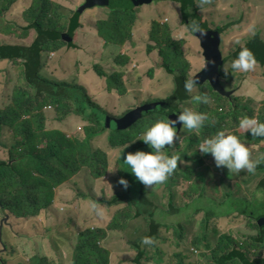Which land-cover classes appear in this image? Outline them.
<instances>
[{
	"label": "trees",
	"instance_id": "obj_1",
	"mask_svg": "<svg viewBox=\"0 0 264 264\" xmlns=\"http://www.w3.org/2000/svg\"><path fill=\"white\" fill-rule=\"evenodd\" d=\"M1 1L0 18L4 21L5 18L2 16L21 0ZM158 1L177 3L181 7L182 25L187 30H189L188 24L191 20L199 22L204 26L205 31L210 32V34L213 32L211 37L214 38L215 43L224 45L223 34L233 24L222 25L224 23L218 24L210 20L208 21L205 15L207 13H203L205 9L209 12L214 7H217L218 0H207L201 7L197 6L198 0ZM113 2L114 7L110 8V13L98 21L97 33L104 40L105 45L123 47L129 54L138 46L135 38L138 18L131 0H113ZM59 9V4L52 0H33L32 5L26 13V16H28L27 21L32 28L27 29L24 38L21 39V43L29 47H22L23 45L20 44H5L3 40H0V62L24 61L30 57L31 62L28 69L35 73L39 70V64L33 58L34 55L43 58L47 53H58L64 46L71 45L72 42H64L61 37L63 33H68L71 37L75 35V32L81 28L80 15L76 13L70 18L68 15L60 14ZM200 14L204 22H201ZM239 22L242 23V21ZM61 24H66L67 26L58 27ZM190 33L191 35L196 34ZM0 34L4 36V39H14L11 33L8 34L0 31ZM149 34V39L155 43V46H148L147 52L149 53L147 54L151 56L153 53H158L161 66L169 75L173 76L175 83L173 94L165 101L159 100L157 103L162 104V107L166 105L172 109L175 108L174 111L177 106L183 108L187 103L192 102L191 95L184 89L185 79L195 76L192 74V69L189 68L190 64L187 62L182 50V46L188 42L182 39L178 41L184 42L175 41L168 25H162L159 22L152 23ZM209 40L206 38L203 41ZM208 43L211 42L209 41ZM244 46L251 49L257 62L264 65V38L259 32L250 37ZM240 47L235 52L229 54L227 63L225 60L224 64H230L238 54ZM154 49L157 50L154 51ZM127 53L114 60L113 63L117 67L115 72L107 74L104 70L101 71L102 67L95 69L96 73H99L101 77H109L110 85L118 91L121 97L128 94L123 81V75L125 76V71L135 69L131 65L134 61L131 60ZM153 73L154 71L152 70L150 72L151 78L153 77ZM232 76L230 74L226 78L224 76V78L232 80ZM243 76L241 73H238L240 81ZM0 80L6 82L7 78L0 76ZM238 84V80L234 79L232 82L233 87H237ZM207 85L210 86V92L206 91L207 88L202 87V85H199L197 89H199V94L206 93L210 97V103H199L197 111L207 114L208 120L199 133H193L192 137L183 140L184 153L180 155L183 159L190 161H193L195 156L198 164H202L204 168L206 167V160L202 159L200 152L197 150L198 145L203 139L215 135L220 130L237 134L245 143H248L249 147L252 146L251 143L258 144L264 141V138L253 137L250 132L247 133L245 130L239 129L238 126L239 120L246 116L254 117L259 122L264 123V108L260 112L259 108L252 107L255 105L252 99L248 102L247 98L244 97L243 99L242 96L236 94L232 100L216 92L210 83ZM78 88V86L67 82L50 81L49 79L40 77L39 73H36L28 83V89H24V87H20L19 85L16 86L11 103L5 108H0V147L6 151L3 150L5 153H3V156L0 155V211L2 214H10L18 220L19 224L22 222L21 219H24L31 222L34 221L31 223V226L42 225L43 219L40 221V217L53 208L58 188L64 186L83 169L90 170L94 178L107 176L110 157L105 149H95L93 147L92 142L96 137L106 138L108 147L112 150L123 148V155L119 160L123 166L124 154L126 156L129 152L150 150L140 140H137L126 149L125 145L138 139L146 128L151 126L155 121L169 118L167 114L157 113L156 111L149 112L146 117H143L130 129L115 132L106 128V121L110 118L116 119L118 116L97 105L95 106L100 111L109 116L108 119L96 117L93 113L90 116L87 115L89 109L95 106L92 97L86 89H83V91L87 96V105H81L79 100H73L74 91L78 90ZM44 89H46L44 91L47 94L46 96L43 94ZM30 91L36 93L31 96L29 94ZM151 102L149 101L145 105L151 104ZM212 102L213 105H211ZM50 106L54 109L56 113L55 119L58 122H62L73 115L83 117L89 123V126L85 128L86 138L76 137L71 139L63 131L52 130L48 127L46 108ZM176 114L178 115L179 112ZM176 116L172 119H175ZM176 128L177 132L180 133L182 125L178 124ZM5 130L11 133V143L9 145L2 142ZM175 147L180 148V144L177 143ZM167 151L171 154L172 149H167ZM7 156L8 158L6 159L5 157ZM182 164L178 163V168L172 175L175 179H186L193 182L192 193H195V190L201 184L200 182H204L203 186L206 185L203 176L197 173L195 169L190 171L184 170ZM258 170L264 173V165L258 166L255 173H250V175L257 177L260 174ZM122 177L129 181L128 189L125 190L123 188L121 194L108 200L104 199V204L109 209L123 203H127V207H123V209L115 214L117 216L116 221H114V216L111 217L110 223L106 224L107 219L104 217L102 225L105 223V226H107L105 228L98 224L100 228L87 227L82 231L80 230L81 232L76 237L73 246L72 264H111V250L110 247L105 246V241L109 238L110 233L124 230L132 220H140L143 223L147 221V234L145 236L153 237L156 240L160 239L163 226L166 225H163L157 219V207L147 198L146 192L143 189L144 185L140 183L142 186L140 191L141 196L140 199H137L134 194L137 191L136 179H132L134 175L129 172L123 174ZM167 186L171 187L169 183H167ZM257 191L264 196V174L257 181ZM82 198L89 200L83 194H81L80 199ZM255 201L264 202V200H261V196L255 198ZM245 203L248 205L252 204L250 201H246ZM212 217L207 215L206 223L208 226H210L209 223ZM253 221H255L253 224L254 231L258 232V234L250 236L246 246L234 243V239L230 236L226 237L227 239H225V236L223 238V240L228 241V245L219 242L214 246L210 242L209 232H204V236L197 238L193 243V248L198 249L199 253L200 250L204 252V256L201 258L199 264H264V208L262 211H258V215ZM176 226L168 225L166 227L167 229H171L173 227L176 228ZM179 229L185 230L184 226H180ZM28 233L33 235L32 232ZM33 233L36 234L34 230ZM142 239L133 242L134 240L126 241V239L120 238L118 241L119 243L121 242V245L124 242L126 246H131L135 249L137 253L134 260L135 264H143L142 260L146 258V250L140 247L143 246L141 244ZM181 240L184 241L185 236H182ZM146 248L154 250L157 255L161 253V249L156 244L151 247L146 246ZM207 252H210L213 261L208 259ZM159 257L161 258L156 259L155 262L162 264V256L160 255ZM171 258L169 264H188V261L191 259L184 253L173 255ZM49 261V258L37 255L31 259V264H49ZM0 264H4L1 259Z\"/></svg>",
	"mask_w": 264,
	"mask_h": 264
},
{
	"label": "rangeland",
	"instance_id": "obj_2",
	"mask_svg": "<svg viewBox=\"0 0 264 264\" xmlns=\"http://www.w3.org/2000/svg\"><path fill=\"white\" fill-rule=\"evenodd\" d=\"M59 4V12L62 15H68L72 18L77 10L85 3V0H52ZM2 1L0 0V3ZM148 4L142 7H133L135 14L138 18V24L136 26V32L139 35L136 37L140 44L137 51L131 53L132 60L136 61L131 63L133 68L125 71L126 86L130 91V96L119 97L118 91L110 85V79L107 76L101 77L97 74L95 69L105 71L107 74H111L117 70L115 63H111L115 58H112L107 49L103 47L104 42L101 43V37L97 33L98 24V9H90L83 13L80 17L82 20L83 30H77L75 35L71 38V45L65 49L64 57H53L54 60L49 63L51 67L48 75L44 74L47 79L60 80L61 82H68L78 86V90L74 91L73 100H79L81 105H87V96L84 94L83 89L88 88L84 83L83 75L88 72L90 79L89 91L93 100L94 106L97 105L100 108L115 113L117 115H124L131 109L142 105L145 102L167 99L172 89H175L174 78L169 75L163 67L160 65V58L158 55L154 57H148L147 47L155 46V43L149 39V31L152 28L153 22H159L162 25H168L170 31H172L173 39L177 42H184L178 40L190 41L182 46V50L185 54L187 62L190 64L189 68L192 69V74L200 72L204 62L201 58V50L203 49L202 42L199 38H194L191 35V31L187 30L182 25L181 7L177 3L172 2H159L158 0H147ZM33 0H22L19 4L7 12L0 18V31L4 33H11L14 36L13 41L9 43H16L23 45L22 47H29L21 43V39L24 38L26 30L31 26L27 21L28 16L26 13ZM218 6L211 9L209 12L204 10L206 19L222 25L233 24L228 31L224 33V53L229 54L235 52L239 46L245 45V43L259 32L264 38V0H218ZM99 8V7H97ZM106 10H109L108 8ZM95 17H91L92 13ZM109 13V11H107ZM102 15V12L100 11ZM104 18L105 16L102 15ZM201 22H203L202 15L200 14ZM239 21H242L239 22ZM239 22V23H238ZM199 23V22H198ZM200 26L201 23H199ZM67 26L61 24L58 27ZM32 28V27H31ZM177 30V32H175ZM0 40L5 41L4 36L0 34ZM236 41H240L239 44ZM99 46H95L98 45ZM89 45L88 49L81 46ZM93 46H95L93 48ZM31 48V47H30ZM157 49H154L156 51ZM46 54V53H44ZM199 54L198 57H195ZM124 55V54H118ZM48 56V53H47ZM33 58L38 62V72L29 71L30 57L25 59L22 63L17 61H8L15 67L11 68V75L13 83L10 88L5 91L0 86V107L4 108L8 102L11 103L12 95L17 84L24 89H28V83L32 79L33 75L40 73V71L46 66L47 60L39 58L34 55ZM48 59V58H47ZM111 63L108 65H103ZM64 64V65H63ZM64 66V67H63ZM140 66V69H139ZM60 69L53 70V68ZM62 68H65L67 74L63 73ZM137 69V70H136ZM154 71L153 77L157 79L151 81L153 77H150V72ZM242 78L239 86H243L242 90L237 94L244 99L247 98L248 102L252 99L255 102L253 108H259L260 112L264 108V65L257 62L253 71ZM6 78V75H2ZM154 78V79H155ZM247 80V81H246ZM1 84L2 82L0 80ZM8 79L6 80V83ZM209 84V83H208ZM232 83L228 88L233 89ZM82 86V87H80ZM140 87V89L146 92H134L133 89ZM202 87H206V91L210 92V86L207 83ZM146 89V90H145ZM46 89L43 90L45 94ZM33 91H30V95L33 96ZM199 94L196 90L192 95ZM172 95V94H171ZM216 97L215 95H213ZM212 96V98H214ZM11 98V99H10ZM114 98H117L114 100ZM113 101V103H112ZM116 101V106H114ZM8 104V105H9ZM209 104V103H208ZM213 105V102L211 103ZM250 105V103H249ZM255 106V107H254ZM116 107V108H114ZM184 107H191L194 110H198L199 104L194 102L187 103ZM182 109V108H180ZM93 113L96 117H103L108 119V115H105L103 111H100L96 106L90 108L87 115ZM55 111L47 113L48 127L53 126V130L68 131L73 137L86 138L83 130L82 120L80 116H72L64 123H59L54 120ZM120 115V116H122ZM177 115V114H175ZM118 116V117H120ZM151 118V117H150ZM181 135L182 140L179 143L180 148H173L179 155L184 153L183 146L184 141L187 138L192 137V134L187 132H178ZM246 139V138H245ZM2 142L9 145L11 143V133H3ZM95 149H105L110 157V164L112 171L109 176L94 178L90 175L89 171L82 170L79 175L72 178L71 182L66 186L58 188L59 203L65 207V213H59L57 223L48 226H31L34 221L28 220L24 226L23 222L19 224L18 220L14 217H9V222H4L7 217V213H1L0 211V227L3 226L0 232V240L4 242L5 247H2L0 242V259L4 264H31V259L37 255L41 257H47L50 259L49 264H72V251L76 237L81 232L82 228L92 227L100 228L98 224L102 225V219L96 215L93 210V203H97L105 210V217L107 223H110L111 217L127 207V203L115 205V207L109 209L105 206V200L113 198L115 192H123V187L117 183L122 177L119 175L121 165L119 164V158L122 149H110L107 144L106 138L98 136L92 142ZM254 148L250 149L251 157L253 159L260 160L264 158V141L258 144L251 143ZM0 147V155L5 153ZM198 150V149H197ZM150 151V150H145ZM201 154V153H200ZM202 159L206 160V167L202 164H198L194 156V160L190 161V164H182L184 170H196L201 176L204 177V182H200L199 186L192 193L193 182L186 179H175L173 176L163 184L154 186L153 189H143L146 192L147 198H149L154 206L157 207V219L166 226L177 225L176 228L167 229L163 226L161 237L156 240V246L161 249V253H157L146 246H140L146 250V258L142 260L143 264H157L155 261L162 256L163 263L169 264L171 257L176 254H187L191 259L188 264H199L201 258L204 256V252L193 248V243L197 238L204 236V232H209L210 242L216 246L217 243L223 242L224 245H228L226 237L234 239V243L242 244L246 246L248 244V238L250 236H256L258 232L254 231L253 224L255 221L251 219V214L258 215V211H262L264 208V202H258L254 199L261 196V200H264V196L257 191V181L263 176L264 173L259 171L257 177H251V175H245L247 170H241L239 173H230L227 168H217L211 154L202 155ZM6 159L8 158L5 157ZM5 159V160H6ZM123 171L125 174L128 169L123 165ZM249 174V173H247ZM132 179H136L135 176ZM167 183L171 185L167 186ZM196 186V184H195ZM141 184L136 180V190L134 192L137 199H140ZM73 193L78 198L76 201H72L69 205L60 202V199L66 201L73 200ZM81 194L89 198L85 200L81 198ZM144 195V194H143ZM133 196V195H132ZM145 196V197H146ZM94 200H93V199ZM134 198V196H133ZM246 199L252 203L248 205ZM74 203H76L74 205ZM74 205L73 207H71ZM1 209V205H0ZM248 214V215H245ZM207 215L212 217L210 226L206 223ZM72 219V222H71ZM22 220V219H21ZM75 220V222H74ZM117 220L115 216L114 221ZM74 222V223H73ZM143 223L140 220L131 221L129 226H126L124 230L110 233L109 238L106 241L108 248L111 250V264H135L134 258L136 257V251L131 246H126L123 242L121 245L118 241L120 238L126 239V241L134 240L139 241L147 234V221ZM3 224V225H2ZM72 224V226H71ZM103 223L102 226L106 225ZM91 225V226H90ZM180 226H184L185 230L179 229ZM46 230V233L50 236L48 238H42L38 236V229ZM33 230L36 234L33 233ZM28 232H32L30 235ZM44 235V234H43ZM185 236V240L182 241L181 237ZM225 236V239L223 240ZM226 247V246H225ZM5 248V249H4ZM208 259L213 261V257L210 252H207ZM149 257V260H148ZM253 259V257H252ZM159 264V263H158Z\"/></svg>",
	"mask_w": 264,
	"mask_h": 264
},
{
	"label": "clouds",
	"instance_id": "obj_3",
	"mask_svg": "<svg viewBox=\"0 0 264 264\" xmlns=\"http://www.w3.org/2000/svg\"><path fill=\"white\" fill-rule=\"evenodd\" d=\"M206 2H207V0H198L197 6L201 7ZM82 14H79V15L81 16ZM188 27L192 33H194V34L199 33L201 37L206 36V33L202 30V28L198 22L191 20L190 23L188 24ZM63 34H65V33H63ZM8 41H13V39L5 38V41H4L5 44L18 45L16 43H9ZM62 41L67 42L63 39H62ZM236 43L239 44L240 41H236ZM64 48H67V46H64ZM64 48L60 52H58V54H59L58 56L64 57V55H65V49ZM55 54H57V53L53 52V53L48 54V56L45 55L44 57L48 58L47 60H48V62H50L51 59L54 60L53 57H56ZM256 64H257V60H256V57H255L253 51L251 49H249L248 47L241 44L240 50H239L238 54L236 55V57L230 62V64H224L223 65L224 76L226 78L230 74L234 76L236 73H241V75H244L243 77H245L246 74H243V73H248V72L253 71L256 67ZM62 70H63V72H65V68H62ZM5 73H3V74L6 75L8 82L7 83L4 82L1 85H3L2 89L6 93L7 92L6 86L10 85V80L12 77L8 76V73L11 75L9 69ZM47 73L48 72H46L42 69L40 71L39 75H40V77L47 79V77L44 75ZM49 80L53 81V82L65 83V82H61V81L56 80V79H49ZM123 81H124L125 87H126L128 94H129V89L126 86L124 75H123ZM17 85H19V84H17ZM198 86H199V81L196 77H191V78L185 79L184 89L188 94L191 95L192 102L197 103V104H199V103H202V104L210 103V97L206 93L192 95L196 91ZM88 94H89V92H88ZM128 94L124 97H127ZM119 97H121L120 94H119ZM162 101H165V100H162ZM8 104H9V102H8ZM145 104H147V102H145L142 105H139L137 107L138 108L142 107ZM178 108H179V114L177 116L175 115L176 116L175 119L167 118V119H159V120L155 121L151 126L146 128V130L138 137V139L132 141V143H130V144L125 145V149H126L131 144L135 143L137 140H140V141H143L144 144L147 145L148 148L150 149V151L137 150L134 153L129 152L126 156L124 154V159H123V163L128 169L127 172L132 173L135 176L136 180L138 182L142 183L146 187V189H153L154 186L159 185V184H163L164 182H166L169 179V177H171L175 173V171L177 170L178 163L190 164V161H184V159L177 152L173 151V152H171V154H169V152L167 151V149L175 148L176 144L180 143L182 140L181 135H179L177 132L176 125H178V124L182 125L181 132H187L188 134L199 133V131L205 126V122L208 120L207 114L200 112V111H196L191 107H183L182 109H180V107H178ZM50 111H53V108L51 106L46 108V114ZM131 111H133V110H131ZM131 111L126 112L125 115ZM55 117H56V114L54 115V120L57 121L55 119ZM70 117H72V116H70ZM120 118H122V117H118L116 119H120ZM67 119L62 121V122H59V123H64L67 121ZM82 126H83V130L85 133V128L87 126H89V123L85 120H82ZM238 126H239V129L245 130L247 133L250 132V134L253 137L264 138V123L259 122L254 117H247L246 116V117L240 119ZM50 128L53 130L52 125ZM63 132L71 139L76 138V137H73L72 134L68 131H63ZM82 139H84V138H82ZM249 148L250 149L254 148V145L249 147L248 143H245L237 134H233V133L225 131V130H220L215 135L203 139L202 142H200L198 145V151L202 155L211 154V156L214 159L215 166L217 168H227L230 173H233V172L239 173L241 170H247V172L249 174L245 173L246 177H247V175H250V173H255L258 166L264 165V158L262 159V162L260 160L253 159L251 157V153H250ZM119 149H122L121 155H120V158H121L123 155V148H119ZM120 158H119V160H120ZM119 164L121 165L120 162H119ZM111 169H112V166H111V164H109V171L107 174L108 176H109V173L112 171ZM87 171H89L90 175L92 176L90 170L87 169ZM123 174H125V173L123 171V166L121 165L119 175L122 176ZM251 177L252 176H250V178ZM71 180L69 182H67L65 184V186L68 183H70ZM117 183L119 185H121L125 190H127L129 187V181L127 179H125L124 177H121L117 181ZM121 193L122 192H115L114 194L116 196V195L121 194ZM56 194H57V192H56ZM246 201H250V200L246 199ZM76 203H77V201H76ZM76 203H74V205ZM54 204H57L56 203V195H55ZM74 205H72V206L70 205V206L73 207ZM251 206H252V204H251ZM92 207H93V210L95 211L96 215L98 217H100L101 219H103L105 216L104 208L97 203H93ZM59 209H60V213L66 212V209L64 206L58 205L57 213L59 215H61L59 213ZM7 215L10 218H12V216L10 214L7 213ZM255 218H256V215L254 214V216L251 219L253 220ZM10 220L8 218V222ZM2 229L0 227V232L2 231ZM84 229L85 228H82L81 231ZM39 235L45 236L46 238H48L50 236L49 234L46 233V231L42 230L41 228L38 229V236ZM2 243L4 244V242H2ZM141 244L143 246L151 247L154 244H156V240L153 237L145 236L142 239Z\"/></svg>",
	"mask_w": 264,
	"mask_h": 264
},
{
	"label": "water",
	"instance_id": "obj_4",
	"mask_svg": "<svg viewBox=\"0 0 264 264\" xmlns=\"http://www.w3.org/2000/svg\"><path fill=\"white\" fill-rule=\"evenodd\" d=\"M134 7H142L148 4L147 0H131ZM107 7L108 9L114 7L113 0H86L85 4L81 6L77 12L78 14H82L86 9H92L94 7ZM202 30L206 33V36L201 37L199 33H196L198 37H200L201 41L207 38L211 42L208 44L209 41H203L202 46L205 50V60L203 64V68L198 72L194 77H196L199 81V85H203L205 83H210L216 92L230 98L233 100V96L236 94L235 91L228 90L222 83V65L224 64V58L218 48L217 43L214 42V38L211 37L210 32L205 31L204 26H201ZM213 33V32H212ZM71 36L68 33L62 35V39L70 43ZM213 50V52L211 51ZM214 62V63H213ZM164 107V108H163ZM159 102H154L142 107H139L129 113H127L124 117L120 119H109L106 121V128L111 129L115 132L125 131L130 129L134 124H136L139 120L143 117H146L148 113L156 111L157 113L167 114L169 118L175 116L176 113L179 112V108L177 106L176 110L172 109L169 106L164 105ZM157 108V110H155ZM163 108V109H162ZM253 207V206H252ZM248 215V214H245ZM4 219V222L8 221L9 216ZM254 216V213L251 214V218ZM3 225V224H2ZM3 226H1V229ZM3 247L5 245L0 240ZM5 249V248H4Z\"/></svg>",
	"mask_w": 264,
	"mask_h": 264
},
{
	"label": "crops",
	"instance_id": "obj_5",
	"mask_svg": "<svg viewBox=\"0 0 264 264\" xmlns=\"http://www.w3.org/2000/svg\"><path fill=\"white\" fill-rule=\"evenodd\" d=\"M85 2H86V0H85ZM85 4V3H84ZM84 4H82V6L84 5ZM99 8H97V7H94V8H96V9H98V16H99V19L97 20V21H99V20H101L103 17H102V15H104V16H106L107 14H109L110 13V9L109 10H106L107 9V7H101V6H98ZM94 8H92V9H94ZM87 10H90V9H86L84 12L86 13L87 12ZM100 11L102 12V15L100 14ZM107 11H109V13L107 12ZM83 12V13H84ZM92 13V12H91ZM81 17V16H80ZM91 17H95V15L92 13L91 14ZM80 19V18H79ZM80 22H81V28L80 29H78V30H83V25H82V20H80ZM204 22V21H203ZM175 32H177V30L175 31ZM139 35V32H136V34H135V38L137 37ZM193 37L195 36V35H192ZM224 37V36H223ZM194 38H196V37H194ZM137 40V39H136ZM104 42V40L103 39H101V43H103ZM137 42H138V40H137ZM188 42H190V41H188ZM201 42H203V41H201ZM140 44L141 43H139L138 42V46L136 47V49L135 50H133V51H137V48L140 46ZM100 44H98V45H95V46H99ZM95 46H93V48L95 47ZM82 48H86V50L88 49V47H89V45H85V46H81ZM103 47H105L106 49H107V53L112 57V58H118L119 56H121V55H118V54H126L127 52H126V50H125V48H123V47H120V46H114V45H105V42H104V45H103ZM132 51V52H133ZM132 52H130L129 54L127 53V55H129L130 56V58H131V60H132V58H134V57H131V53ZM155 55H158V53H153L151 56H149L148 55V57H154ZM114 59V60H115ZM43 60H47V58L46 57H43ZM114 60L111 62V63H113L114 62ZM135 60V59H134ZM133 60V61H134ZM48 61V60H47ZM53 60L51 59L50 60V62H47V64H46V66H44V68H43V70L44 71H46V72H48V75H49V71H50V68L49 67H51L50 66V64L49 63H51ZM18 63H22L23 62V60H18L17 61ZM134 62H136V61H134ZM111 63H106V64H103V65H108V64H111ZM137 63V62H136ZM64 65V64H63ZM160 65H161V62H160ZM13 67V69H15V67H14V65L12 64V63H9L8 61H3V62H0V76H2V74L3 73H5L8 69L10 70V73H11V68ZM64 67V66H63ZM53 68V67H52ZM58 69H60V67L58 68ZM58 69H56V68H53V70H57L58 71ZM139 69H140V66H139ZM137 70V69H136ZM63 73H65V74H67V72L65 71V72H63ZM6 74V73H5ZM83 77V79H84V83H86V85L88 86V88H86L87 89V91L89 92V94L91 95V93H90V91H89V85H90V79H89V77H88V72H85L84 73V75L82 76ZM51 78H53V79H56V78H54L53 76L51 77ZM155 77H153V79L151 80V81H155L156 79H157V76H156V78L154 79ZM60 81V80H59ZM12 82H13V78H11V80H10V85L9 86H6V91L8 90V88H10V86H11V84H12ZM0 86L3 88V85H1V83H0ZM146 90V89H145ZM133 91L134 92H146V91H144V90H142V89H140V87H137V88H135V89H133ZM173 92H174V89H172L171 91H170V93H169V97L171 96V94H173ZM129 94H130V91H129ZM128 94V95H129ZM131 95V94H130ZM129 95V96H130ZM168 97V98H169ZM117 98H119V96L117 97ZM117 98H114V100L115 99H117ZM125 98V97H124ZM163 100H166V99H163ZM112 103H113V101H112ZM116 101H114V106H116ZM114 108H116V107H114ZM112 113V112H111ZM113 115H115V116H120V115H122V113L121 114H119V115H117V114H115V113H112ZM57 192V194H56V203L58 204L59 203V194H58V191H56ZM77 197L75 196V194L73 193V200H70V201H66V200H64L63 198L62 199H60V202H63V203H65V204H67V205H69L72 201H77ZM57 204H54L53 205V208H51V209H49L45 214H43L41 217H40V221H42L41 219H43V224L42 225H40V226H48V223L49 224H51V225H55L56 223H57V221H56V219H58V217H59V214L57 213V207H58V205ZM62 206V205H61ZM95 212V211H94ZM105 217V216H104ZM22 222H23V224H24V226L25 225H27V224H25L28 220H24V219H22L21 220ZM136 222H137V220H135ZM42 238H46L45 236H41ZM107 242L108 241H105V245L107 244ZM134 260H135V258H134Z\"/></svg>",
	"mask_w": 264,
	"mask_h": 264
},
{
	"label": "flooded vegetation",
	"instance_id": "obj_6",
	"mask_svg": "<svg viewBox=\"0 0 264 264\" xmlns=\"http://www.w3.org/2000/svg\"><path fill=\"white\" fill-rule=\"evenodd\" d=\"M163 2V1H162ZM165 2H169V1H165ZM211 35H213V33L211 32ZM223 36H224V34H223ZM193 37V36H192ZM194 37H196V38H199V39H201L200 37H198L196 34H195V36ZM223 40H224V38H223ZM200 42H201V40H200ZM208 44H211V43H208ZM218 44V43H217ZM218 48H219V50H220V52H221V54H222V56H223V58H224V62H225V60H226V63H227V58H228V55H226L225 53H224V49H223V46H222V44L221 43H219V45H218ZM212 52H213V50H211ZM199 56V54H196V57H198ZM201 58H202V61L204 62V60H205V50L204 49H202L201 50ZM225 63V64H226ZM202 68H203V66H202ZM201 68V69H202ZM222 69H223V67H222ZM197 74V73H196ZM245 76H249V75H245ZM238 80V73H236L234 76H232V80H228V79H225L224 78V75H223V71H222V83H223V85L228 89V90H231V89H229L228 88V86H229V84L230 83H232L233 82V80ZM243 81V80H242ZM247 81V80H246ZM241 82V81H240ZM240 82L238 81V85H237V87H233V89H232V91H235L236 92V94H238L241 90H242V88H243V86H239L240 85ZM207 84H208V82H207ZM232 85V84H231ZM196 90H199V89H196ZM199 92V91H198ZM235 94V95H236Z\"/></svg>",
	"mask_w": 264,
	"mask_h": 264
}]
</instances>
